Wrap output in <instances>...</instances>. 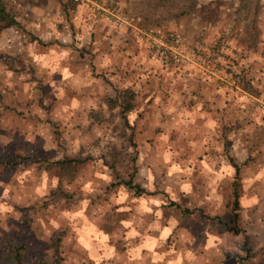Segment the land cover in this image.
Here are the masks:
<instances>
[{"label": "rangeland", "instance_id": "1", "mask_svg": "<svg viewBox=\"0 0 264 264\" xmlns=\"http://www.w3.org/2000/svg\"><path fill=\"white\" fill-rule=\"evenodd\" d=\"M6 1L19 25L0 35V160L88 161L64 180L63 191L73 200L52 204L55 170L34 161L0 165V249L14 241L46 264H240L232 254L243 236L227 225L264 248V0H198L194 13L163 27L148 26L143 0H118V14L133 27L78 5L72 10L70 0ZM136 28L177 32L190 51L201 42L211 54L223 52L221 68L236 86L194 65L165 66ZM125 33L146 41L148 59L160 64L152 81L139 84L127 71ZM147 86L158 91L150 102L141 96ZM202 87L217 92L210 94L216 107L205 117V107L196 115L187 108L195 98L185 96ZM125 88L136 92L128 115L135 154L121 108L110 109ZM181 91L189 114L176 113ZM155 101L169 104L168 111L151 107ZM114 147L121 156L136 155V181L155 195L136 198L117 186L105 163ZM132 158L125 164L132 166ZM122 168L126 177L128 168ZM172 203L193 214L181 215ZM61 230L66 236L57 263L53 245Z\"/></svg>", "mask_w": 264, "mask_h": 264}, {"label": "trees", "instance_id": "2", "mask_svg": "<svg viewBox=\"0 0 264 264\" xmlns=\"http://www.w3.org/2000/svg\"><path fill=\"white\" fill-rule=\"evenodd\" d=\"M143 4L146 8V12H144L143 16L148 26L163 27L169 23L178 22L180 19L190 16L197 9L199 2L198 0H143ZM76 7L77 5L73 4L71 9L74 10L76 9ZM8 8L9 6L7 4V1L0 0V35L4 31L19 25L16 13L12 10H9ZM135 98L136 92L130 88H125L119 91L117 97L110 101V109L114 110L117 108H121V125L125 130L126 142L129 144V148L132 149L133 154H135V152L137 151L138 144L136 140L135 126L130 123L128 115L134 110ZM60 140L61 138L58 137L59 142H61ZM115 149L116 147L111 150V160H105V163L107 167H109L116 174V177L119 180L117 186L123 187L136 198L155 195V193L149 192L148 190H146V188L138 184L136 181L139 171L136 164V155H133L132 153V155L128 154L127 156L133 157L130 160L132 166H130L128 163L126 165L124 159L127 156H121V152L118 151L117 153L113 152V150L115 151ZM122 157L125 158L122 159ZM15 158V161L9 164H6L2 160H0V165H7L8 167H12L14 165L23 164L26 161H34V163L39 164L42 168L56 171V175L59 179V185L58 188L52 192L50 200H48L49 204L55 203L56 201L66 200L67 202H70L71 200H73L71 196L63 191L64 180L75 177V175L78 173L79 167L88 161V158L83 159L80 157H65L53 162L46 160L40 161L34 157H24L20 155L16 156ZM122 166H124L123 168H128V170L125 171L128 172L126 177H122L121 172H119V169L122 168ZM235 167L239 171V168L237 166ZM234 185L236 186L235 210H238L240 207V194L237 189L238 184L235 183ZM172 205L176 207L183 216L193 214V211L188 208H181V206L176 203H172ZM203 216L205 219L215 220L218 223H221L219 217L209 216L205 213H203ZM238 219L239 214L235 211L234 222L236 224L238 222ZM227 230L234 233V235L236 236H243V241L239 243V252H235L232 254V257L234 259H236L240 264H248V261H251L258 257V255H261L262 259L258 264H264V248H258L259 244L254 241L251 235L247 234L241 228H238L237 225H235L234 227H230L227 225ZM65 236V230H61L56 233L53 249L54 257L57 263H61L62 261L60 253L62 242ZM0 264L46 263L42 258H30L26 245H19L14 241H9L4 243L3 247L0 249Z\"/></svg>", "mask_w": 264, "mask_h": 264}, {"label": "built area", "instance_id": "3", "mask_svg": "<svg viewBox=\"0 0 264 264\" xmlns=\"http://www.w3.org/2000/svg\"><path fill=\"white\" fill-rule=\"evenodd\" d=\"M70 1L86 10L114 18L117 22L126 23L133 27L128 20L122 19L118 14V0ZM136 30L142 36L149 39L153 55L165 66L169 67L175 63L194 65L210 77L216 78L227 85L236 86L235 82L221 68L223 52L217 51L211 54L213 51L201 42L196 44L195 51H190L185 44L184 37L177 32L160 35L155 30H141L137 28Z\"/></svg>", "mask_w": 264, "mask_h": 264}, {"label": "crops", "instance_id": "4", "mask_svg": "<svg viewBox=\"0 0 264 264\" xmlns=\"http://www.w3.org/2000/svg\"><path fill=\"white\" fill-rule=\"evenodd\" d=\"M124 39V43H125V49L126 51H124L123 55H125V65H128L127 71H129V74H131L130 76H135L137 77V80L140 83H147L152 81L153 79H155V76L152 75H160V72H158L160 70V64L157 62H153L150 61L148 59V53H149V45L146 41L143 40H136L135 37L130 33L127 34L125 33L123 35ZM137 42V43H136ZM134 71H136V73H134ZM147 71H149L147 73ZM194 79V77L192 78ZM195 80V79H194ZM146 81V82H145ZM150 86L144 87V90L142 91L141 96L143 97H148L147 102H150L151 99L153 98L156 94V92H151L149 91V89H147ZM198 91H194V90H188L186 92V97L191 95L193 96V98H195V101L193 104H191L189 107L187 108H192L193 111H195L196 115H201V111L198 112L197 107H201L203 106V108L205 107V114L201 115L204 116L209 114H212L211 109L213 107H216L214 104V100L211 98L210 94H215L217 92L215 91H210L208 88L202 87L198 88ZM185 91H181L179 97H181L178 101L175 102L176 107L178 108L177 110V114H182V110L186 109V105H184V101L183 99V94ZM161 95V94H160ZM159 95V97H160ZM210 95L209 100L207 99V97ZM163 97H166L165 94L162 93ZM158 98V96H156ZM174 98H177V95H173ZM168 99V98H166ZM157 100V99H156ZM165 103L162 102L160 104V102L155 101L151 107H153L154 109L158 110V108L161 106L163 108V110H167L169 108V104H166V106L164 105ZM195 105V106H194ZM220 105V104H219ZM188 106V105H187ZM223 107V106H222ZM202 110V108H200ZM155 110V111H156ZM188 112V114L190 113L187 110H185ZM172 113V112H169ZM219 117V120L222 119V116L219 114L217 115ZM197 118V116H195ZM209 118H211V115H209ZM201 121V119H200Z\"/></svg>", "mask_w": 264, "mask_h": 264}]
</instances>
